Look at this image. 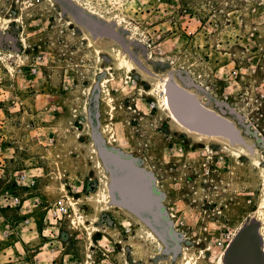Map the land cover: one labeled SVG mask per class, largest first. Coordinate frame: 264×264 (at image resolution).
<instances>
[{"label": "rangeland", "instance_id": "1", "mask_svg": "<svg viewBox=\"0 0 264 264\" xmlns=\"http://www.w3.org/2000/svg\"><path fill=\"white\" fill-rule=\"evenodd\" d=\"M81 1L0 0V264H264V0ZM100 147L152 177L171 245L89 200Z\"/></svg>", "mask_w": 264, "mask_h": 264}, {"label": "water", "instance_id": "2", "mask_svg": "<svg viewBox=\"0 0 264 264\" xmlns=\"http://www.w3.org/2000/svg\"><path fill=\"white\" fill-rule=\"evenodd\" d=\"M174 114L178 120L182 121L176 112ZM182 123L191 130L204 133L186 121H182ZM99 154L104 167L110 173L111 196L114 204L116 203L136 214L166 245H171L170 223L162 219L160 212L161 201L160 197L153 192L152 177L143 168L138 167L133 160L125 159L118 153L100 147ZM122 171H124L123 174L131 184V194H125L122 190V179L124 176H122ZM138 186H140V192L137 190ZM139 193L142 194V198Z\"/></svg>", "mask_w": 264, "mask_h": 264}, {"label": "bare ground", "instance_id": "3", "mask_svg": "<svg viewBox=\"0 0 264 264\" xmlns=\"http://www.w3.org/2000/svg\"><path fill=\"white\" fill-rule=\"evenodd\" d=\"M74 2L76 3H79V4H83L81 0H73ZM117 52V55H118V59H119V68L120 67H127L129 69H132V65L130 64L129 60L127 57L125 56H122L120 55V51L119 50H116ZM160 82V81H159ZM160 85V84H159ZM165 86V84H164ZM162 86L163 90L161 91V93L159 94L160 95V98H161V102L163 103V105L165 106V108L169 111V114H170V118H172V120L174 122H176L178 125H181L183 126L180 121L178 120V118L176 117V115L173 113V111L171 110V106H170V99L168 97V95H164L165 93V87ZM156 91V90H155ZM153 94V92L151 93V95ZM110 101V100H109ZM172 102V101H171ZM109 103V102H108ZM184 129L187 131H190L189 128L185 127L184 126ZM242 150V149H241ZM95 152V151H94ZM97 152V151H96ZM234 154H235V151H234ZM99 162V161H98ZM100 166L103 167L102 163L99 162ZM256 165H258L259 163L256 161L255 162ZM99 166V165H98ZM262 173H264V168H262ZM123 190V189H122ZM124 192V190H123ZM89 200L90 201H93V203H95V205H103V204H107V203H114L113 200H112V196H111V185L109 186V184H105V188H100L98 189L97 191L93 192L90 196H89ZM92 203V204H93ZM116 204V203H115ZM94 205V204H93ZM118 207L120 208H123L121 207L120 205L116 204ZM76 207V206H75ZM260 216H261V220L263 222V226H264V198L263 200L260 202ZM75 214H76V217L78 218V220L82 223H84L83 221H85L86 223H91V231L92 233L93 232H100V230L98 229V227L96 226L97 225V216H92L90 217L88 220L85 219V217L83 216V214L80 212V211H76L75 210ZM88 218V217H87ZM77 221V220H76ZM86 229H87V226H86ZM147 233L149 235V237H152V238H156L154 236V234L152 232H150L147 228ZM90 231V230H89ZM88 231V232H89ZM144 232V231H143ZM146 233V232H145ZM145 237V236H144ZM190 261L186 260L184 262V264H188ZM196 264V262L194 263ZM222 264V263H220Z\"/></svg>", "mask_w": 264, "mask_h": 264}, {"label": "built area", "instance_id": "4", "mask_svg": "<svg viewBox=\"0 0 264 264\" xmlns=\"http://www.w3.org/2000/svg\"><path fill=\"white\" fill-rule=\"evenodd\" d=\"M158 2H161L162 0H157ZM27 175H22L21 179H27ZM32 185L35 184V181H31ZM31 200H23L18 196L12 197L10 204H13L15 206H19L21 207V211L26 208V206H31L29 207L27 213H25L24 215V219L21 223H19V226L17 225V227L14 228V230H18L20 228H26V227H30L33 224V218L31 217V215L35 212V210L38 209V207H40L41 205V200L39 199V197L35 198L33 200V203H30ZM67 212L65 206L63 204H59V205H55V207L52 209L51 211V218L55 219L56 221H58L61 217V215L65 214ZM10 228V227H8ZM3 237L4 238H9L11 237L12 234H14V231H10V230H5L3 233Z\"/></svg>", "mask_w": 264, "mask_h": 264}]
</instances>
